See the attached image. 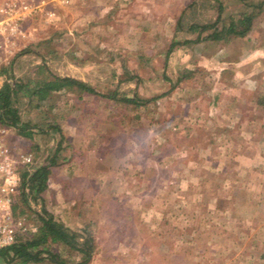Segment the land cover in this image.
<instances>
[{"label": "rangeland", "instance_id": "obj_1", "mask_svg": "<svg viewBox=\"0 0 264 264\" xmlns=\"http://www.w3.org/2000/svg\"><path fill=\"white\" fill-rule=\"evenodd\" d=\"M29 1L40 4V10L23 23L25 36L16 39L12 54L5 62L0 60L5 72L0 75V85L10 75L41 81L49 79V72L83 81L100 93L116 91L117 96L153 98L134 109L77 89L53 92L41 101L20 95L13 106L20 121L35 131L30 146L21 142L17 150L30 153L31 170L53 157L57 164L52 171L57 179L60 158L70 161L72 151L69 144H63L67 142L64 134L56 146V129L67 133L73 129L93 142L105 129L119 128L127 131L122 134L126 143L114 138L110 144L129 148L131 154L136 145L151 149V139L141 141L146 138L142 132L148 133L151 126L162 123L157 128L165 139L170 136L163 124L165 118L151 125V114L156 117L169 108L167 115L175 114L183 121L187 114L199 112L198 119L210 121L203 128L197 126L198 141H204L207 124L231 126L232 113L250 112V102L264 97L261 91L250 90V76H264L262 64L251 65L259 61L256 56L258 61L253 62L252 49L264 48V0ZM217 6V27L253 11L250 29L243 37L232 36L225 42L202 39L209 28L195 40L197 32H190L189 24L211 23ZM171 42L174 45L165 55ZM40 63L47 72L36 73ZM246 137L230 159L205 161L194 153L193 159L200 161H166L154 175L147 165L143 180L138 179L136 167H129L134 159L128 161L127 172L106 175L101 166L106 159L96 155L95 149L93 154L91 145L79 152L80 173L86 175L91 170L89 180L81 175L75 180L64 179L56 185L57 194L51 186L49 194H27L25 203L15 196V211L21 210L16 215L35 225L41 205L54 218H62L68 229L84 233L86 228L94 245L87 264H264V171L247 168L246 161H235L237 154L250 153ZM176 138L177 143H183L184 137ZM147 156L144 160L150 162V154ZM175 164L179 171L171 176L167 170ZM83 181L89 189L86 194L77 193L73 186ZM73 195L78 200L72 216H60L59 197L70 201ZM51 247L65 264L78 259L61 245ZM0 264L15 263L0 256ZM37 264L55 263L44 259Z\"/></svg>", "mask_w": 264, "mask_h": 264}, {"label": "crops", "instance_id": "obj_2", "mask_svg": "<svg viewBox=\"0 0 264 264\" xmlns=\"http://www.w3.org/2000/svg\"><path fill=\"white\" fill-rule=\"evenodd\" d=\"M253 62L258 61L256 63L251 64L252 66H257L256 64H262L264 66V48L262 51L253 48ZM256 56H259V59L256 60L254 58H257ZM264 75V74H263ZM250 76V90L252 92L254 91H261L263 96H264V76L262 77H253ZM257 89V90H256ZM235 108V107H234ZM235 110V109H234ZM169 112V108H166V111L163 114H157L156 117H153V114H151V125L155 123V121H158V119H164L165 118V123L166 128L168 129V133L171 137H173V140L171 139L169 141V137L165 139L164 135L162 134V130L158 129L162 123H160V126H151V129L148 130V133H143V135L146 137L142 140H148L151 139V149L142 148L141 146L138 147L137 145L135 146L134 151L130 154V149L129 148H119L116 146H112L110 143L113 142L114 138L122 144V142L126 143L127 139L122 136V134L127 133V131L122 132L119 131V128L114 129L111 131V129H105L104 131L98 134L99 136L96 137L93 142L90 140V136H81L82 134L78 133V131H68L63 132L59 130H55L59 135L58 139L56 141V146L57 148L59 147L58 144L60 145V141L62 142L63 139V134L64 137L66 138V143H63L64 145L69 144L68 148H71L72 155L70 161H61L60 158V168H59V175L58 178L56 179L53 175L52 167H55L57 163H55L53 166L50 167V176L47 179V187L44 190L45 193H51L52 187H54V191L57 194V187L56 185L62 184L64 179H70L75 180V176H80L81 179H87L89 180L91 177L90 175L92 173L91 170L85 175L83 172L80 173L79 167H80V159L81 157L79 155V152L83 150L84 148L87 147V149L92 145V151L93 154L97 150L96 155H98L101 159L105 158L106 161H101V166L103 171L108 174L110 177H113L112 174L119 173L123 174L127 170V168L132 167V168H137L136 172L138 174V179L146 176V173L148 171L147 165H150L152 167L151 171L153 175L162 168L164 167L166 161H200L201 158L197 160L196 158L193 159V154L196 153L198 156H202L203 160L205 161H222L221 159L224 158L227 160L229 157L232 158V156L235 154V149H237L238 143L241 142L242 139H244V136H247V143H249V149L250 153H244L241 155L236 156L235 161H246V167L250 169H258V168H263L264 171V107L259 106L255 101L250 102V112H242V111H237V113H232L234 115V124L233 125H226V128L214 126L213 124H207L206 130L208 136H206V140L198 141V135L197 133V126L200 128H203L206 124V122L210 123V121H207V118L202 117V120L198 119V114L199 112L193 114V115H186V117H191L193 119V123H189L190 118H185L183 121L180 120L178 117H176L175 114L173 115H167ZM247 114V115H242V114ZM167 115V116H166ZM197 116V117H196ZM197 122V123H196ZM201 122V123H199ZM200 124V126H199ZM236 124V125H235ZM231 128V131H228V128ZM34 127L30 128L31 136L29 138L22 137L18 134H16L14 128L11 127L10 130V138L9 140H12V142L15 144L16 149L19 148L21 142H28L29 146L31 142L34 140V134L32 133L35 131L33 129ZM54 129V127L52 128ZM234 129V131H233ZM203 130V129H202ZM225 131V132H224ZM205 132V129L203 130ZM167 133V134H168ZM230 134L229 137L225 136V134ZM108 134V135H107ZM206 134V133H205ZM206 134V135H207ZM184 137L183 143L179 144L177 143V138L176 137ZM195 140H193V138ZM123 138V139H122ZM163 140H162V139ZM189 138L191 141H196L193 142L195 144H191V141L188 142ZM106 140V141H105ZM138 142V141H137ZM140 142V141H139ZM143 142V141H142ZM146 142V141H145ZM27 143V144H28ZM105 143H108L107 145H104ZM32 144H35L32 143ZM95 144V146H94ZM154 144V145H153ZM147 145V143H146ZM157 150H155V148ZM160 147V150L158 148ZM65 148V146L63 147ZM95 149V151H94ZM126 149V150H125ZM100 150V151H98ZM149 151V153H147ZM234 151V152H233ZM247 151V150H246ZM88 152H91L88 151ZM154 152V153H153ZM234 153V154H233ZM150 154V158L148 159L150 162L147 160L145 161L144 158L148 157L147 155ZM75 155V157H74ZM95 155V159H97V156ZM192 157V158H191ZM241 157V158H240ZM103 159V160H105ZM134 159L133 164L128 167V161L131 162V160ZM111 161V162H110ZM131 162V163H132ZM262 165H261V163ZM107 163V164H106ZM193 163V162H192ZM106 164V165H105ZM190 164V162H189ZM215 164V163H213ZM212 165V164H211ZM177 165H173L172 168L169 171L167 170V173L172 176L173 171L178 172L179 169H174ZM103 172V173H104ZM127 172V171H126ZM216 175V174H213ZM62 178H61V177ZM86 176V177H85ZM149 176V175H148ZM262 176L264 178V172L262 173ZM78 178V177H77ZM151 180H153V176H149ZM264 180V179H263ZM190 180L186 181L188 183ZM82 184H84L82 186ZM82 184L80 183L74 187V190H76L77 193L83 191V194H86L88 191V186L86 183L83 181ZM187 185V184H186ZM73 189V188H72ZM143 188L141 187L140 192L141 194L143 193ZM47 195V194H46ZM69 198V197H68ZM60 202L58 204V207H60V212L62 213L60 216L64 215H71V209L73 206H75L76 201L78 200L77 195L71 196L70 201L66 200L65 198H60ZM75 215V212H74ZM73 215V216H74ZM62 219V218H61ZM60 219V220H61Z\"/></svg>", "mask_w": 264, "mask_h": 264}, {"label": "trees", "instance_id": "obj_3", "mask_svg": "<svg viewBox=\"0 0 264 264\" xmlns=\"http://www.w3.org/2000/svg\"><path fill=\"white\" fill-rule=\"evenodd\" d=\"M217 15L209 24H189L190 32H197L195 37L197 40L200 32L209 28L211 31L204 35L202 39H210L213 41H227L232 36L243 37L250 29L251 20L255 12L242 13L237 19L229 18L228 21H222L217 27L219 21L220 7L217 6ZM174 43H170L165 55L171 50ZM47 69L43 63L36 65V73L45 72ZM47 72V71H46ZM4 69H0V75H3ZM49 79L41 81L33 80L31 77H13L10 75L7 81H3L0 85V124L14 128L16 134L29 138L31 136L30 128L27 123L20 121L16 107L13 106V101L20 95L26 97L29 101H41L47 95L61 91L77 89L90 95H97L107 98L112 102H122L124 104L136 107L145 106L146 102L152 101L153 98H140L137 95H121L117 96L116 91L100 93L83 81L69 77L56 76L51 73ZM130 77L127 78V80ZM259 106L264 107V97L256 99ZM133 109V110H134ZM52 127H54L52 125ZM61 143V141H60ZM59 146V145H58ZM54 165L53 157L45 164L36 165L29 173H21L22 189L16 194L20 197V202L25 203L26 195L32 197L40 196L47 187V179L50 176V167ZM15 201L11 205V210L14 214H21V210L15 211ZM35 231H26L23 234L17 235L15 241L10 245L0 249V256L7 262L15 264H37L44 259L55 263L65 264L66 261H61L58 254L52 249L51 245H61L62 247L72 251L78 256V259L72 264H87L94 250L93 239L90 236V231L84 228L83 232H76L68 229L63 222L54 218L48 213L43 206L35 213ZM262 254H260L261 256Z\"/></svg>", "mask_w": 264, "mask_h": 264}, {"label": "built area", "instance_id": "obj_4", "mask_svg": "<svg viewBox=\"0 0 264 264\" xmlns=\"http://www.w3.org/2000/svg\"><path fill=\"white\" fill-rule=\"evenodd\" d=\"M39 6L29 0H0V60L5 62V57L14 50L16 39L25 36L21 27L30 15L40 10ZM10 129L0 124V249L13 243L17 235L35 231L34 225L11 210L14 197L22 189L21 173H29L33 161L30 153L18 151L9 140Z\"/></svg>", "mask_w": 264, "mask_h": 264}]
</instances>
